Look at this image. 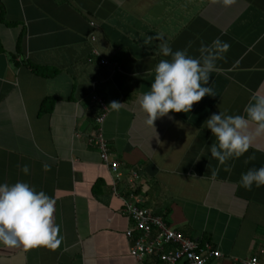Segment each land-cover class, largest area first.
<instances>
[{
	"label": "crops",
	"instance_id": "obj_1",
	"mask_svg": "<svg viewBox=\"0 0 264 264\" xmlns=\"http://www.w3.org/2000/svg\"><path fill=\"white\" fill-rule=\"evenodd\" d=\"M157 35L164 40L144 44ZM217 38L230 48L210 74L215 96L146 126L139 99L156 64L171 59L159 44L199 57ZM253 94L264 95V0H0V183L27 182L54 198L60 226L58 247H0V264H156L130 255L134 222L123 210L131 195L211 244L221 253L214 264L260 256L264 186L247 191L239 180L264 166V136L225 171L210 158L215 138L203 124L219 111L244 114ZM113 101L119 112L108 108ZM97 134L116 172L91 144Z\"/></svg>",
	"mask_w": 264,
	"mask_h": 264
},
{
	"label": "clouds",
	"instance_id": "obj_2",
	"mask_svg": "<svg viewBox=\"0 0 264 264\" xmlns=\"http://www.w3.org/2000/svg\"><path fill=\"white\" fill-rule=\"evenodd\" d=\"M212 2L228 7L233 0ZM153 40L163 41L164 37L149 36L144 44L149 46ZM229 48L227 42L217 38L211 45L202 44L199 57H193L187 49L173 52L166 42L160 43L161 54L171 59H161L156 64L150 90L139 99L145 125L154 127L158 118L169 113H189L206 95L215 96L210 74L217 71V61L224 59ZM122 105L113 101L108 108L119 112ZM203 124L215 138L210 146V158L225 166V171H230L227 162L244 156L254 136H264V95H251L244 114L228 115L219 111ZM250 125H255L254 132H250ZM251 159L254 157H249ZM21 171L28 175L30 168L24 165ZM239 184L247 191L253 186H264V166L242 173ZM55 205L54 198L27 182L0 183V247L25 250L58 247L60 226L54 222Z\"/></svg>",
	"mask_w": 264,
	"mask_h": 264
},
{
	"label": "built area",
	"instance_id": "obj_3",
	"mask_svg": "<svg viewBox=\"0 0 264 264\" xmlns=\"http://www.w3.org/2000/svg\"><path fill=\"white\" fill-rule=\"evenodd\" d=\"M101 64L106 65L105 61ZM96 101L103 105L102 100ZM104 115L96 119L98 125L104 122ZM100 154L101 161L116 172L118 164L110 161L106 139L97 134L90 139ZM130 201L124 202L123 212L134 222V228L126 231L125 235L132 241L130 255L138 260L154 257L156 264H214L221 258V253L207 242L191 240L171 228L161 217L153 215L141 208L133 195ZM126 200V199H124ZM156 231L153 237V232ZM242 264H264V250L260 256H254L241 261Z\"/></svg>",
	"mask_w": 264,
	"mask_h": 264
},
{
	"label": "trees",
	"instance_id": "obj_4",
	"mask_svg": "<svg viewBox=\"0 0 264 264\" xmlns=\"http://www.w3.org/2000/svg\"><path fill=\"white\" fill-rule=\"evenodd\" d=\"M34 71L38 74V75H40V76H43V77H49V76H51V74H53V71H44V70H42V69H37V68H34ZM50 102L51 101H46L45 102V105L48 103L49 105H50ZM45 105L43 104V108L45 107ZM44 110H47V109H43V111Z\"/></svg>",
	"mask_w": 264,
	"mask_h": 264
}]
</instances>
